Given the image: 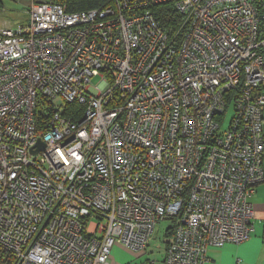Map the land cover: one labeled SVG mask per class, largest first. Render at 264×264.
I'll return each mask as SVG.
<instances>
[{
	"label": "built area",
	"instance_id": "1",
	"mask_svg": "<svg viewBox=\"0 0 264 264\" xmlns=\"http://www.w3.org/2000/svg\"><path fill=\"white\" fill-rule=\"evenodd\" d=\"M27 12L0 26V264H109L163 220V258L136 264H204L246 241L264 181V0Z\"/></svg>",
	"mask_w": 264,
	"mask_h": 264
},
{
	"label": "crops",
	"instance_id": "2",
	"mask_svg": "<svg viewBox=\"0 0 264 264\" xmlns=\"http://www.w3.org/2000/svg\"><path fill=\"white\" fill-rule=\"evenodd\" d=\"M264 171V157L262 160ZM254 208L252 218L253 231L250 237L241 243H224L208 249L204 264H264V181L258 184L249 198ZM165 233L162 246L152 249L150 242L144 252H133L120 243L112 246L108 257L109 264H136L150 257L163 258L166 243L169 241ZM243 251V255L240 253Z\"/></svg>",
	"mask_w": 264,
	"mask_h": 264
},
{
	"label": "rangeland",
	"instance_id": "3",
	"mask_svg": "<svg viewBox=\"0 0 264 264\" xmlns=\"http://www.w3.org/2000/svg\"><path fill=\"white\" fill-rule=\"evenodd\" d=\"M30 0H2V6L0 7V26L5 24L11 27L24 25L29 22V13L27 12ZM98 77H93L91 79L93 84L98 82ZM68 109V108H67ZM69 110H67V114ZM233 108L229 106L223 128H225L232 116ZM93 223V221H91ZM172 225L171 220L160 221L154 230L151 238L150 246L152 249H156L163 245L164 235L166 229Z\"/></svg>",
	"mask_w": 264,
	"mask_h": 264
},
{
	"label": "trees",
	"instance_id": "4",
	"mask_svg": "<svg viewBox=\"0 0 264 264\" xmlns=\"http://www.w3.org/2000/svg\"><path fill=\"white\" fill-rule=\"evenodd\" d=\"M52 1L65 4L67 11H80V10H87V9H92V8H100V7L106 6L107 4L111 2V0H52ZM1 6H2V0H0V7ZM172 15L173 14H171V16ZM162 19H163L162 21L165 22L166 24L170 22L174 23L173 19L165 20L164 17ZM75 108H79V105H76V104L70 105L67 109V110H70L68 111V113L70 112L72 113V110ZM67 110L65 111V114H67ZM172 233H173V229H172V226H170L166 229V234L170 238Z\"/></svg>",
	"mask_w": 264,
	"mask_h": 264
},
{
	"label": "water",
	"instance_id": "5",
	"mask_svg": "<svg viewBox=\"0 0 264 264\" xmlns=\"http://www.w3.org/2000/svg\"><path fill=\"white\" fill-rule=\"evenodd\" d=\"M43 147H44V143L40 139H38L35 145V149H32L31 151L35 153L36 151L40 150Z\"/></svg>",
	"mask_w": 264,
	"mask_h": 264
},
{
	"label": "snow or ice",
	"instance_id": "6",
	"mask_svg": "<svg viewBox=\"0 0 264 264\" xmlns=\"http://www.w3.org/2000/svg\"><path fill=\"white\" fill-rule=\"evenodd\" d=\"M244 253H243V251L240 253V255H243ZM237 264H238V261H237Z\"/></svg>",
	"mask_w": 264,
	"mask_h": 264
}]
</instances>
